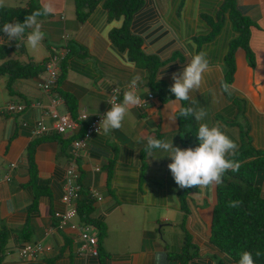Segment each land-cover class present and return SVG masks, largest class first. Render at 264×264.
<instances>
[{
    "label": "crops",
    "instance_id": "0c3cea01",
    "mask_svg": "<svg viewBox=\"0 0 264 264\" xmlns=\"http://www.w3.org/2000/svg\"><path fill=\"white\" fill-rule=\"evenodd\" d=\"M33 1L39 7L48 2ZM74 1L51 0L57 12L39 18L45 38L37 49L15 39L8 41L0 31V45L17 48L6 59L20 63L45 62L54 49L58 53L68 49L52 91L38 87L45 71L16 79L9 89L7 76H0V230L7 231L0 264H181L171 256L183 255L185 234L191 237L187 252L193 254L188 264H236L209 240L221 183L195 188L181 198L182 189L168 168L171 158L149 157L145 145L153 136L173 140L181 148L198 146L197 138L183 142L179 118L169 119L171 109L166 104L175 99L170 91L173 74L182 73L191 55L203 51L209 61L203 85L193 94L195 104L182 101L180 106L204 108L208 115L202 122L220 125L238 143V151L250 146L264 152V0H236V10L250 20L248 46L254 65L248 64L241 46L233 47L239 34L225 0H144L132 18L131 32L142 39L145 54L161 61L154 79L157 89L149 85L147 72L109 38L123 18L109 19L98 4L80 22ZM28 2L8 0V7H24ZM231 50L234 72L228 81L226 61ZM136 75L142 78L137 94L146 106H132L120 130L104 134L101 126L76 162L81 198L92 199V216L104 225L98 255L80 256L75 232L55 228L53 219L55 211L64 210L62 179L73 135L49 130L33 136L31 129L41 119L50 125L47 111L55 95L62 99L55 106L61 114H71L64 98L69 95L75 115L87 111L103 118L111 108L112 89H119L118 102H122ZM148 93L153 97L148 99ZM7 103L21 104L24 109L6 112ZM192 118L194 123L185 121L186 131L198 129L200 122ZM163 155L154 152L156 157ZM254 183L264 197V172L256 174ZM36 241L50 250L25 258L19 255L24 242Z\"/></svg>",
    "mask_w": 264,
    "mask_h": 264
},
{
    "label": "trees",
    "instance_id": "16d2710c",
    "mask_svg": "<svg viewBox=\"0 0 264 264\" xmlns=\"http://www.w3.org/2000/svg\"><path fill=\"white\" fill-rule=\"evenodd\" d=\"M98 4H101L106 10L109 19L123 18V24L109 32V38L120 50L127 51L131 61L147 72L149 85L153 89H157L158 86L154 79L161 61L155 55L145 54L141 49L142 39L131 32L132 18L143 6L144 0H75L77 20L83 22ZM224 4L230 11V17L239 34L233 47L241 46L246 52L248 64L254 65V57L248 46L250 20L236 10V0H225ZM38 8L39 6L33 0H29L24 7L0 9V28L10 21L23 23L26 17ZM14 51H17L15 46L0 45V59L3 60L0 63V76H7L8 89L14 80L34 77L44 71V62L36 63L29 60L26 63H20L16 59H6L8 54ZM232 54L233 50L228 54L226 61V79L228 81L231 80L234 72ZM64 98L69 111L75 117L74 102L69 95H64ZM178 118L183 142L194 141L197 129L186 131L184 126L187 120L194 123L193 118L179 116ZM231 158L240 162V168L237 172L228 171L221 184L217 186L209 240L236 264L240 258L239 254L243 251L253 254L255 264H264V197L254 183L256 174L259 171L264 172V152L247 146L241 148L235 157ZM193 189H182L181 198ZM230 203L237 206H230ZM184 209L186 210L185 207ZM92 211V199L89 196L80 197L78 200L79 221L93 225L98 230L99 239L104 235V225L95 220ZM190 238L189 234H185L183 255H172L171 259H177L181 264H188L193 256L187 252V248L191 244ZM6 240L7 231L2 229L0 230V252L3 251ZM257 252L260 253L259 256L256 255Z\"/></svg>",
    "mask_w": 264,
    "mask_h": 264
},
{
    "label": "clouds",
    "instance_id": "9594fccd",
    "mask_svg": "<svg viewBox=\"0 0 264 264\" xmlns=\"http://www.w3.org/2000/svg\"><path fill=\"white\" fill-rule=\"evenodd\" d=\"M6 7H8V0H0V9ZM56 12L55 5L51 0H48L28 15L23 23H5L0 31L7 35L8 41L15 39L19 44L23 43L30 49H37L45 38L39 18L55 15ZM208 67L209 61L205 52L200 51L192 54L182 73L173 74L174 84L171 85L170 91L174 94L175 99H171L166 104V108L171 109L170 120L175 121V118L179 116L194 117L197 122H200L195 133L199 141L198 146L181 148L174 146L173 140L158 139L153 136L147 138L145 145V151L149 157L171 158L168 168L181 189L209 188L220 184L228 171L237 172L240 168V162L230 158L235 157L239 148L238 143L222 131L220 125H209L202 122L208 115L204 108L181 107L179 104L182 101H191L192 104H195L193 94L200 91ZM141 80L139 75L131 80L129 90L124 93L122 102L109 101L111 108L104 115L99 127L100 129L102 126L104 134L120 130L128 116L129 109L132 106H142V101L137 94V87ZM156 151L166 153V155L156 157L154 156ZM230 206L237 205L230 203ZM256 255L259 256L260 253L257 252ZM239 257L238 264H255L253 254L249 251L241 252Z\"/></svg>",
    "mask_w": 264,
    "mask_h": 264
},
{
    "label": "built area",
    "instance_id": "2783aa9c",
    "mask_svg": "<svg viewBox=\"0 0 264 264\" xmlns=\"http://www.w3.org/2000/svg\"><path fill=\"white\" fill-rule=\"evenodd\" d=\"M66 38V36H64ZM60 52H56L54 49L48 58L44 62V71L46 77L38 84V87L44 91H52L56 88L59 78V65L68 52L67 47L59 49ZM120 91L117 88L112 89L110 95V101L118 102ZM153 97L152 93L147 94V98ZM141 99V98H140ZM142 106H146V101L142 100ZM62 103L60 96L55 95L50 100V108L47 111V116L50 119V125L44 123L41 119L36 122L32 129L31 134L33 136H42L49 130H53L56 134L61 136H71V150L68 159V165L64 168L61 202L64 205L63 211H55L53 219L55 222V228L63 230L69 228L76 234V239L79 244L76 248V254L80 256H97L98 255V232L94 226L82 223L78 217V200L81 197V184L79 179V171L76 165L77 159L80 157L81 151L86 147L89 139L92 135L101 131L100 123L102 118L101 114H89L87 111H80L75 117L69 112L59 113L55 106ZM111 105V103H110ZM24 106L21 104L7 103L4 106L6 112H21ZM82 132L75 134L78 130L82 129ZM99 129V130H98ZM11 167L14 165L11 164ZM9 178H7L8 180ZM50 250V246L44 245L41 242H24L18 249L21 257L35 256L36 254L46 252Z\"/></svg>",
    "mask_w": 264,
    "mask_h": 264
},
{
    "label": "rangeland",
    "instance_id": "374dc122",
    "mask_svg": "<svg viewBox=\"0 0 264 264\" xmlns=\"http://www.w3.org/2000/svg\"><path fill=\"white\" fill-rule=\"evenodd\" d=\"M74 4H75V1H74ZM79 21V20H78ZM49 41V38L47 39ZM61 112V111H60Z\"/></svg>",
    "mask_w": 264,
    "mask_h": 264
}]
</instances>
